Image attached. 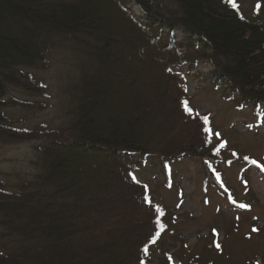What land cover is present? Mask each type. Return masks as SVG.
Wrapping results in <instances>:
<instances>
[{
    "label": "trees",
    "instance_id": "1",
    "mask_svg": "<svg viewBox=\"0 0 264 264\" xmlns=\"http://www.w3.org/2000/svg\"><path fill=\"white\" fill-rule=\"evenodd\" d=\"M236 5L229 0H0L1 135L31 137L33 131L7 123L5 96L9 86L40 91L25 69L46 63L57 36L96 49L88 51L98 64L82 74L73 134L54 130L49 143L39 147L49 189L17 197L0 180V214H13L17 204L28 206L30 230L54 242L49 261L150 263L162 211L137 171L156 160L170 185L177 160L193 156L207 171L222 160L210 119L190 105L188 71L209 65L205 75L239 109L261 116L264 19L249 18ZM20 260L0 264H25Z\"/></svg>",
    "mask_w": 264,
    "mask_h": 264
},
{
    "label": "rangeland",
    "instance_id": "2",
    "mask_svg": "<svg viewBox=\"0 0 264 264\" xmlns=\"http://www.w3.org/2000/svg\"><path fill=\"white\" fill-rule=\"evenodd\" d=\"M236 1L247 17L264 19V0ZM54 41L46 63L25 69L40 83V91L9 86L5 96L7 123L33 131L29 139L0 134V180L17 197L49 189L39 147L49 143L54 130L73 134L82 74L98 64L88 54L96 52L94 47L66 36ZM210 70L202 63L188 71L185 86L192 109L210 119L213 142L223 145L222 160L208 171L193 156L177 160L170 185L156 160L137 171L162 211V231L151 247L149 264H264V111L259 116L239 109L225 89L205 75ZM17 205L10 208L13 214H0V260L59 264L57 259L49 261L54 242L38 238L29 228V207Z\"/></svg>",
    "mask_w": 264,
    "mask_h": 264
},
{
    "label": "snow or ice",
    "instance_id": "3",
    "mask_svg": "<svg viewBox=\"0 0 264 264\" xmlns=\"http://www.w3.org/2000/svg\"><path fill=\"white\" fill-rule=\"evenodd\" d=\"M229 2L233 5V7H236L237 5H236V0H229ZM185 90H187L186 88H185ZM189 111H191V109H188ZM206 120H207V118H205ZM216 135L218 136L219 135V133H216ZM223 145H221V147H222ZM254 231H255V229H254ZM217 247H219V244L217 245Z\"/></svg>",
    "mask_w": 264,
    "mask_h": 264
}]
</instances>
